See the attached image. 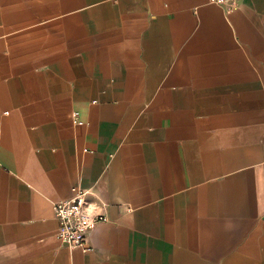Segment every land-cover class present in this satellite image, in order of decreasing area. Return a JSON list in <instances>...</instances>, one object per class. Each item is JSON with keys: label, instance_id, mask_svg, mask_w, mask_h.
<instances>
[{"label": "crops", "instance_id": "1", "mask_svg": "<svg viewBox=\"0 0 264 264\" xmlns=\"http://www.w3.org/2000/svg\"><path fill=\"white\" fill-rule=\"evenodd\" d=\"M0 264H264V0H0Z\"/></svg>", "mask_w": 264, "mask_h": 264}, {"label": "built area", "instance_id": "2", "mask_svg": "<svg viewBox=\"0 0 264 264\" xmlns=\"http://www.w3.org/2000/svg\"><path fill=\"white\" fill-rule=\"evenodd\" d=\"M210 1L229 9L238 6V0ZM74 116L77 117V113ZM90 195V190L77 186L72 188L69 199L53 203V211L58 220L57 238L63 245L86 253L93 250L89 244L90 234L101 222L107 221L106 204L92 201Z\"/></svg>", "mask_w": 264, "mask_h": 264}]
</instances>
